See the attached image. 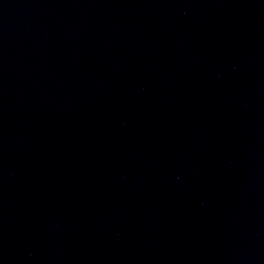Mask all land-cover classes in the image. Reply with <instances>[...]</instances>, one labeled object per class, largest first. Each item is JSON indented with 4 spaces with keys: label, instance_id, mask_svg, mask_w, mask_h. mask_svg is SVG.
I'll list each match as a JSON object with an SVG mask.
<instances>
[{
    "label": "water",
    "instance_id": "95a60500",
    "mask_svg": "<svg viewBox=\"0 0 264 264\" xmlns=\"http://www.w3.org/2000/svg\"><path fill=\"white\" fill-rule=\"evenodd\" d=\"M0 264H161L97 0H0Z\"/></svg>",
    "mask_w": 264,
    "mask_h": 264
}]
</instances>
